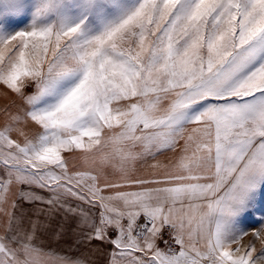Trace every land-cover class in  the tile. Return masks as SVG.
<instances>
[{"label":"snow or ice","instance_id":"1","mask_svg":"<svg viewBox=\"0 0 264 264\" xmlns=\"http://www.w3.org/2000/svg\"><path fill=\"white\" fill-rule=\"evenodd\" d=\"M0 85V264H264V0H0Z\"/></svg>","mask_w":264,"mask_h":264},{"label":"crops","instance_id":"2","mask_svg":"<svg viewBox=\"0 0 264 264\" xmlns=\"http://www.w3.org/2000/svg\"><path fill=\"white\" fill-rule=\"evenodd\" d=\"M12 100H16L17 105H19V100L11 93L8 92L2 85H0V107H3L5 104H9ZM15 111L16 109L13 108ZM181 144L183 141L180 142ZM110 148H105L104 152H109ZM136 151H140L139 148ZM68 158L69 168L70 169H80L85 170L89 167H98L100 165V153H97V160L96 164L92 165H85L81 159L83 153L75 152V153H68L65 154ZM179 155V149L176 152L171 150H164L155 155V159L152 156H147L144 159L137 160L135 162V174L136 175H151L154 171L150 166L152 164H159L162 167L164 165H168L171 161H174L176 156ZM113 163H119V161H113ZM107 172H111V167H107L105 169ZM36 192L40 193L39 189H35ZM43 195H47V193H41ZM17 203L21 205V208L28 212L31 209V205L22 201L19 197H16ZM8 208L9 211H12L8 207V205L4 206ZM16 215H20V210H15ZM7 222V217L0 212V233L3 232L4 226ZM43 246L46 249H51L58 254L66 255L72 257L74 259H78L81 261L86 262V264H103L101 263L100 259L105 258L106 253L107 255L110 254L112 246L110 244H99V242L93 241L92 244H76L75 243V236L69 233L63 239H56L53 235H45L43 237Z\"/></svg>","mask_w":264,"mask_h":264},{"label":"rangeland","instance_id":"3","mask_svg":"<svg viewBox=\"0 0 264 264\" xmlns=\"http://www.w3.org/2000/svg\"><path fill=\"white\" fill-rule=\"evenodd\" d=\"M29 91H31V89H29ZM260 212H264V198L261 199ZM243 224L248 230V235H245L240 240L239 244H233L232 248L235 249V248L239 247L241 249V251L243 252L249 244H253L257 248V254H258L260 249L262 247H264V234H262L261 239H259V240L256 239V237H254L252 235V230L254 228L259 227V225L255 223V218L252 216L246 217L243 221ZM111 250H112V248H111ZM110 260H111V256L107 255V253H106L105 258L100 259L101 263H103V264H109Z\"/></svg>","mask_w":264,"mask_h":264}]
</instances>
